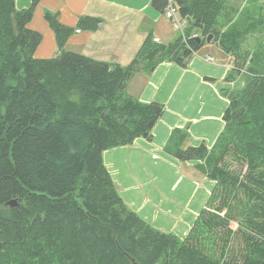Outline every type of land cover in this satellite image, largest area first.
I'll list each match as a JSON object with an SVG mask.
<instances>
[{"label":"trees","instance_id":"trees-1","mask_svg":"<svg viewBox=\"0 0 264 264\" xmlns=\"http://www.w3.org/2000/svg\"><path fill=\"white\" fill-rule=\"evenodd\" d=\"M39 1L18 9L16 0H0V264H264V37L251 52L243 44L252 26L221 32V17L230 22L236 13L233 0H176L178 12L191 18L188 41L179 33L163 44L150 35L127 66L65 49L74 29L51 12L46 18L60 52L37 58L43 35L28 24ZM168 1L151 2L165 14ZM101 22L82 16L78 26L96 30ZM194 31L200 45L189 37ZM210 34L233 56L226 80L242 75L244 83L225 92V126L213 146L186 145L188 126L174 128L166 143L183 164L200 161L196 177L217 182L181 238L125 202L104 151L152 140L165 112L163 103L127 91L140 64L149 71L166 60L188 67ZM228 155L248 164L244 180L229 170ZM208 230L222 231L224 243L212 251L203 244ZM236 234L245 251L228 256Z\"/></svg>","mask_w":264,"mask_h":264},{"label":"crops","instance_id":"crops-1","mask_svg":"<svg viewBox=\"0 0 264 264\" xmlns=\"http://www.w3.org/2000/svg\"><path fill=\"white\" fill-rule=\"evenodd\" d=\"M151 1L40 0L28 24L43 35L35 56L51 58L60 52L56 32L46 18L51 12L58 14L62 24L74 29L65 49L127 66L148 36L168 44L180 33ZM32 3L33 0H16L18 9ZM82 16L97 17L102 22L96 30L81 28L78 23ZM216 46L215 55L198 52L188 67L166 60L149 71L141 63L128 83V92L143 102L163 103L165 112L154 128L152 140L139 137L132 145L104 151V162L125 202L155 227L181 238L188 236L217 182L196 177L197 161L183 164L165 150L166 143L174 128L188 126L186 145L205 142L213 146L225 126L223 117L230 103L225 92L243 84L226 80L233 56L218 42ZM208 55L213 59L207 60Z\"/></svg>","mask_w":264,"mask_h":264},{"label":"rangeland","instance_id":"rangeland-1","mask_svg":"<svg viewBox=\"0 0 264 264\" xmlns=\"http://www.w3.org/2000/svg\"><path fill=\"white\" fill-rule=\"evenodd\" d=\"M232 4H234V7L236 9V13L233 16L232 20L230 22L224 23L226 21L227 17L222 16L221 17V32H224L226 29H229L230 26L234 27H249L252 26L253 30L247 35V39L245 40V43L243 44L244 49H250L251 52L255 51L261 41L264 37V0H233ZM257 24H260L258 26ZM219 38H223L222 34H219ZM161 42V41H160ZM216 41L208 42L205 41L204 45L200 48L198 51L200 54H205L206 52H212L214 55L216 54ZM243 52V49H242ZM252 58V55H250L247 59V63L250 62ZM136 74V73H135ZM134 74V75H135ZM133 77V76H132ZM131 80V79H130ZM129 80V82H130ZM244 77L242 75L238 77L237 81L244 83ZM128 82V83H129ZM243 84L239 85L238 87H242ZM128 88V85H127ZM128 91V89H127ZM227 162V166L229 170H231L234 174H238L241 180H244L248 172V164L243 162V160L237 159L232 155H228L225 159ZM200 161H197L196 164H199ZM219 197L216 200L220 199V192H218ZM236 199L233 200L235 202ZM226 213V210L221 212V215L224 216ZM232 228L237 231L240 224H238V221L233 220L231 222ZM222 233V231L214 232L212 230H208L203 239L204 246L207 245L209 249L207 251H212V246L214 248H217V243L223 241L220 240L219 235ZM220 240V241H219ZM245 242L241 238V234H236L230 242L229 247V253L228 256H239L242 251H245ZM206 247V248H207Z\"/></svg>","mask_w":264,"mask_h":264},{"label":"built area","instance_id":"built-area-1","mask_svg":"<svg viewBox=\"0 0 264 264\" xmlns=\"http://www.w3.org/2000/svg\"><path fill=\"white\" fill-rule=\"evenodd\" d=\"M176 0H169L168 5H167V10H166V16L170 18L173 23L175 24L176 29L179 30L181 33L183 39L185 42L188 41V37L186 34V28L190 25L191 23V18L188 16H182L177 9L176 6ZM200 36V33L198 31H194L189 37L190 39H194L196 37ZM155 41L160 42V38H155ZM197 54V53H195ZM207 60H212L213 57L211 55L206 56ZM232 67V66H231ZM230 67V68H231ZM230 70V69H229Z\"/></svg>","mask_w":264,"mask_h":264},{"label":"water","instance_id":"water-1","mask_svg":"<svg viewBox=\"0 0 264 264\" xmlns=\"http://www.w3.org/2000/svg\"><path fill=\"white\" fill-rule=\"evenodd\" d=\"M213 39V34H210L207 38V41L208 42H211V40ZM194 40L197 42L198 45H200L203 41L202 37L201 36H198L196 38H194Z\"/></svg>","mask_w":264,"mask_h":264}]
</instances>
